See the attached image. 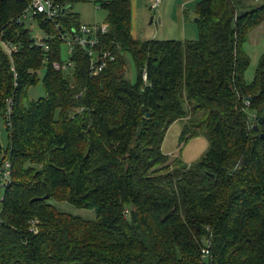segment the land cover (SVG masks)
<instances>
[{
	"label": "trees",
	"instance_id": "16d2710c",
	"mask_svg": "<svg viewBox=\"0 0 264 264\" xmlns=\"http://www.w3.org/2000/svg\"><path fill=\"white\" fill-rule=\"evenodd\" d=\"M28 1L0 0V166L11 164L0 264H264V53L248 82L243 49L264 0H199L198 38L182 41L133 38L130 0H97L115 59L96 75L79 48L72 68L54 69L53 23L37 16L53 36L44 50L15 22ZM68 8L58 22L77 25ZM42 68L45 94L29 100ZM185 118L179 142L203 134L208 147L194 163L170 162L166 131Z\"/></svg>",
	"mask_w": 264,
	"mask_h": 264
},
{
	"label": "rangeland",
	"instance_id": "374dc122",
	"mask_svg": "<svg viewBox=\"0 0 264 264\" xmlns=\"http://www.w3.org/2000/svg\"><path fill=\"white\" fill-rule=\"evenodd\" d=\"M68 13H74L77 15V19L80 23L94 24L102 23L106 17V12L101 9L97 3V0H85L72 2L68 5ZM160 10V9H159ZM154 11V10H153ZM153 11H149L144 7V11L139 13L137 17L136 29L133 28V34L139 40H150V39H176L177 26L171 24L167 26L170 21L169 19L157 21V18H151L155 16ZM158 17H160L158 15ZM26 27L30 28L31 35L35 39H41L44 35L43 31L39 28L37 21H27ZM247 40L243 44L245 53L249 56L250 63L246 69L245 79L250 82L254 77L257 61L261 54L264 53V23L251 29ZM195 39L198 38V31H196ZM192 40V39H189ZM194 40V39H193ZM62 59H67L66 48L62 45ZM45 72V68L39 71V82L30 87L27 92L29 100H35L41 96H44V86L42 83V77ZM135 67L130 58H128V65L126 70V77L130 81L135 80ZM2 113L0 112V147L2 148L0 153V160H2L3 153L8 146V132L3 122ZM188 119L178 120L172 123L166 131L163 143L162 151L169 155L170 162L176 157L181 158L183 162L188 164L194 163L199 160L202 154L208 147L207 138L200 134L195 137L185 138L183 142H179L180 133L183 130L184 123ZM4 188L0 187V200L4 194ZM58 209L65 213H70L74 216H79L84 219H93L94 213L92 211L76 209L67 203L56 204Z\"/></svg>",
	"mask_w": 264,
	"mask_h": 264
},
{
	"label": "built area",
	"instance_id": "2783aa9c",
	"mask_svg": "<svg viewBox=\"0 0 264 264\" xmlns=\"http://www.w3.org/2000/svg\"><path fill=\"white\" fill-rule=\"evenodd\" d=\"M158 0L154 1V6ZM63 6L59 0H29L26 7L16 16L15 22L19 25L26 26V22L37 21L38 15H43V19L50 20L56 31L57 38L60 39L66 48L67 59L53 61L52 65L56 70H67L74 66L73 51L79 48L88 58V70L90 74L96 75L103 71L106 66L114 61L115 54L102 42V37L108 32V24L102 23H78L77 25H63L58 22V18L63 13ZM38 23V22H37ZM39 26V23H38ZM49 33H44L43 38L49 39ZM34 44L41 46L44 50L48 44L43 39H35ZM4 51L10 55L16 50L12 43L1 41ZM145 75L143 73V79ZM11 181V164L8 159L4 160L0 166V187L5 188ZM0 200V205H1ZM206 246V245H205ZM202 258L209 257V251L203 248L201 251Z\"/></svg>",
	"mask_w": 264,
	"mask_h": 264
},
{
	"label": "crops",
	"instance_id": "0c3cea01",
	"mask_svg": "<svg viewBox=\"0 0 264 264\" xmlns=\"http://www.w3.org/2000/svg\"><path fill=\"white\" fill-rule=\"evenodd\" d=\"M154 1L155 0H130L131 35L133 38H137L133 34V28L136 29L137 26V17H139L140 12L144 11L145 7L150 12L154 10L155 16L151 18V23L153 22V18H157L159 23L160 20L163 21L168 18L170 23L167 26L171 24L177 26V40H195L197 25L194 19L197 16L195 15L194 9L196 2L199 0H158L155 6L153 5ZM158 15L160 17H158ZM262 23H264V21Z\"/></svg>",
	"mask_w": 264,
	"mask_h": 264
},
{
	"label": "water",
	"instance_id": "95a60500",
	"mask_svg": "<svg viewBox=\"0 0 264 264\" xmlns=\"http://www.w3.org/2000/svg\"><path fill=\"white\" fill-rule=\"evenodd\" d=\"M67 8H68V6H65V7L63 8V12H65ZM242 13H244V11H242ZM194 21H197V18H195ZM262 121H263V117L261 116L259 122L262 123ZM259 122H258V123H259ZM254 129L257 130V129H258V125H255V126H254ZM261 136L264 137V133H262Z\"/></svg>",
	"mask_w": 264,
	"mask_h": 264
}]
</instances>
